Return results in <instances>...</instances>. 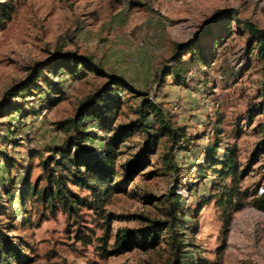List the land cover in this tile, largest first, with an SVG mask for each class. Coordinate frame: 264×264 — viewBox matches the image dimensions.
Wrapping results in <instances>:
<instances>
[{
  "label": "rangeland",
  "instance_id": "obj_1",
  "mask_svg": "<svg viewBox=\"0 0 264 264\" xmlns=\"http://www.w3.org/2000/svg\"><path fill=\"white\" fill-rule=\"evenodd\" d=\"M0 2L15 6L0 31V101L9 88L43 67L37 81L41 88L33 86L24 97L12 99L21 112L5 115L0 110V226L31 257L29 264H169L176 252L166 233L148 250L110 251L118 231L167 221L175 212L184 264H264V211L253 206L255 190L264 188V154L237 183L222 172V162L230 156L244 169L261 137L264 59L257 50H247L249 34L241 26L233 23L231 31H223L216 25L200 40L206 66L189 64L186 77L178 81L164 74L175 63L174 44L201 32L218 9L233 7L240 19L264 27V0ZM67 52L92 56L103 74L87 72L81 79L67 71L57 75L52 59ZM108 74L152 97L171 125L185 128L186 135L173 144L163 137L149 165L131 177L122 164L136 159L146 135L137 132L128 139L117 160L120 189L105 194L101 210L81 205L68 216L30 194L24 197L27 188L47 182L42 161L68 136L58 123L71 118ZM121 96L117 123L136 118L139 101L126 90ZM88 124L95 138L86 140V146L93 149L89 161L95 162L113 132ZM168 152L172 169L163 160ZM68 187L91 197L72 181ZM233 188L238 194L231 203ZM237 198L242 205L235 210Z\"/></svg>",
  "mask_w": 264,
  "mask_h": 264
},
{
  "label": "trees",
  "instance_id": "obj_2",
  "mask_svg": "<svg viewBox=\"0 0 264 264\" xmlns=\"http://www.w3.org/2000/svg\"><path fill=\"white\" fill-rule=\"evenodd\" d=\"M14 10L15 6L12 3L0 2V31L12 19ZM233 23L241 26L249 34L246 43L247 50L252 52L257 50L258 55L264 59V27H258L250 20L240 19L237 10L228 7L216 10L205 22L203 30L196 33L194 37L174 44L175 63L170 70L166 69L164 74H173L175 80L178 81L186 77L190 69L189 64L206 66L207 56L204 48L201 47V36L210 35L212 28L216 25L220 26L223 31H231ZM178 52H182V55ZM185 54H189L188 59H183ZM50 65L56 68L57 75L67 71L75 79L84 78L87 72L103 74L101 67L95 63L92 56L71 52L55 54ZM42 68L41 66L35 74L36 76L23 83L13 85L5 92L0 101V110L5 112V115L21 112L22 107L13 103L12 99L24 97L26 91H31L33 86L40 87L37 81ZM164 74L157 76L158 80L162 79ZM107 77L108 80L102 87L89 94L79 103L71 118L58 123L60 129L68 132V136L62 146L53 150L52 156L42 161V167L46 174V184L43 186L34 184L31 191L27 188L26 193L23 192V195L30 194L35 197L42 206L53 212L61 208L68 216H71L81 205L101 210L105 194L120 189L119 186L122 181H116V178L121 176L117 168V160L122 153V145L135 133L144 132L146 139L136 159L122 164L125 169L124 174L128 177L137 173L142 167L149 165L151 157L157 152L156 147L163 137H166V140L173 144L186 135L185 128L173 127L166 119L161 106L151 100L148 95L136 90L125 78L113 74H108ZM123 90L130 92L134 98H139L138 105L134 108L136 118L128 122L117 123V117L120 115L124 104L121 96ZM60 101L61 99L58 98L54 102L59 103ZM258 113L263 115L262 121L258 124L261 137L256 142L246 167L240 170L237 159L231 156L222 162L223 175L232 176L234 183H237L251 165L264 154V92L258 103ZM88 122L97 123L107 131L113 132L112 138L101 150L100 157L95 162L89 161L93 149L86 146V140L95 138L94 132L88 130ZM152 128L154 132L150 131ZM163 160L166 161L169 168L175 167L171 153L164 154ZM69 181L81 188L88 189L91 197L74 193L68 187ZM232 190L229 196L231 203H234L235 195L238 192L235 191L236 188ZM253 196V206L264 211V191L259 193V190L256 189ZM241 205L237 198L234 209H240ZM179 219L178 212H175L171 215L170 220L152 221V224L147 227L118 231L110 252L121 254L136 247L145 250L151 249L159 244L162 239H165L163 233H166L168 242L176 252V257L169 264H184L179 260V252L185 246L175 229ZM30 261L31 257L25 253L21 244L12 239L0 226V264H29ZM242 264L249 263L243 262Z\"/></svg>",
  "mask_w": 264,
  "mask_h": 264
},
{
  "label": "built area",
  "instance_id": "obj_3",
  "mask_svg": "<svg viewBox=\"0 0 264 264\" xmlns=\"http://www.w3.org/2000/svg\"><path fill=\"white\" fill-rule=\"evenodd\" d=\"M152 99V97H150ZM264 191V188H261V191L260 192H263Z\"/></svg>",
  "mask_w": 264,
  "mask_h": 264
}]
</instances>
